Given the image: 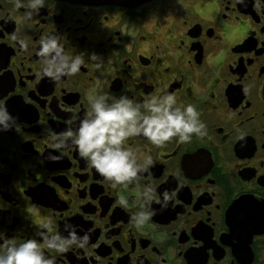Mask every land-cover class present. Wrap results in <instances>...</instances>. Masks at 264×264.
Listing matches in <instances>:
<instances>
[{
	"label": "flooded vegetation",
	"instance_id": "af4514ba",
	"mask_svg": "<svg viewBox=\"0 0 264 264\" xmlns=\"http://www.w3.org/2000/svg\"><path fill=\"white\" fill-rule=\"evenodd\" d=\"M25 11L0 0V104L15 118L0 130V231L17 243L67 235L66 222L88 232L83 248H44L55 264H264V3L42 0L31 17ZM48 35L84 58L78 72L41 73ZM90 92L141 104L171 93L196 106L206 134L162 145L129 137L125 146L153 162L138 181L113 187L76 145L53 147L55 133L90 111ZM148 183L156 213L136 226L138 186ZM165 191L175 198L162 208Z\"/></svg>",
	"mask_w": 264,
	"mask_h": 264
},
{
	"label": "clouds",
	"instance_id": "9594fccd",
	"mask_svg": "<svg viewBox=\"0 0 264 264\" xmlns=\"http://www.w3.org/2000/svg\"><path fill=\"white\" fill-rule=\"evenodd\" d=\"M243 3L244 0H238ZM257 4L264 0H255ZM42 0H15L17 8L23 6L25 17H31L38 11ZM17 38V37H14ZM40 55L44 58L41 73L55 80L66 74L79 71L84 58L75 54L71 57L63 53L62 47L53 35L42 37L39 41ZM21 47H27L20 39ZM88 59L101 67L103 61L91 53ZM90 111L76 124L75 128L67 127L64 131L55 133L53 147L61 149L68 144L77 146L80 156L104 178L109 180L113 187L127 186L138 181L140 174L152 164V156L145 155L143 160L138 159L132 148L125 146L126 140L135 135L146 137L154 145H162L172 137L181 142L190 141L193 134L204 136L206 126L199 119V112L192 103L177 104L175 96L165 93L161 96H152L143 104L134 101L127 95L111 96L90 92L88 94ZM15 123L6 107L0 104V130H7ZM60 154H48V159L59 160ZM143 197L138 210L133 215V223L141 226L155 215L156 210L148 206V201L154 199L155 189L151 183L138 186ZM175 198V191H165L162 195L161 207H166L170 199ZM119 203L126 206L128 203L124 195L118 197ZM49 225L52 224L49 218ZM67 235L53 231L51 235L42 233L44 242L36 238L24 239L17 243L6 237L0 231V264H55L56 258L47 255L44 248L55 249L57 252L66 251L71 245L83 248L89 240L88 232L78 235L71 223H65Z\"/></svg>",
	"mask_w": 264,
	"mask_h": 264
},
{
	"label": "water",
	"instance_id": "95a60500",
	"mask_svg": "<svg viewBox=\"0 0 264 264\" xmlns=\"http://www.w3.org/2000/svg\"><path fill=\"white\" fill-rule=\"evenodd\" d=\"M73 2L87 3V4H112V5H122V6H136L143 2L150 0H69Z\"/></svg>",
	"mask_w": 264,
	"mask_h": 264
}]
</instances>
